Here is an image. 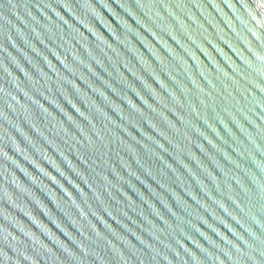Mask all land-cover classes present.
Returning a JSON list of instances; mask_svg holds the SVG:
<instances>
[{
    "label": "water",
    "instance_id": "1",
    "mask_svg": "<svg viewBox=\"0 0 264 264\" xmlns=\"http://www.w3.org/2000/svg\"><path fill=\"white\" fill-rule=\"evenodd\" d=\"M0 264H264V0H0Z\"/></svg>",
    "mask_w": 264,
    "mask_h": 264
}]
</instances>
